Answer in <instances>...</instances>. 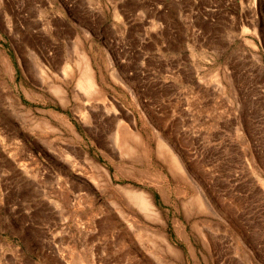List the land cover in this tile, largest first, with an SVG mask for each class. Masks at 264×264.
I'll list each match as a JSON object with an SVG mask.
<instances>
[{"label": "rangeland", "instance_id": "374dc122", "mask_svg": "<svg viewBox=\"0 0 264 264\" xmlns=\"http://www.w3.org/2000/svg\"><path fill=\"white\" fill-rule=\"evenodd\" d=\"M3 57L53 85L68 119L35 122L45 106L28 101L57 187L45 247L69 231L87 239L72 264H264V0H0Z\"/></svg>", "mask_w": 264, "mask_h": 264}, {"label": "crops", "instance_id": "0c3cea01", "mask_svg": "<svg viewBox=\"0 0 264 264\" xmlns=\"http://www.w3.org/2000/svg\"><path fill=\"white\" fill-rule=\"evenodd\" d=\"M0 60V264H5L1 261L5 258L38 257L53 258L56 264H72L71 257L77 254L78 245L83 248L79 252L87 258V239L77 245L68 231L67 237H62L60 248L44 245L57 231L59 220L53 217L52 208L44 206L43 195L55 193L57 187L44 186V177L53 174L45 170L43 156L30 147L28 101L36 99L46 107H36L39 116H35V122L43 124L45 119L56 124L66 123L67 116L58 105L53 85L43 89L40 85L45 82L43 78L12 77L9 62L5 57ZM13 82H18V89L14 84V93ZM13 97L18 99L14 106ZM75 174L68 172L65 177ZM62 189L68 194L87 193V187L66 185ZM85 224L87 229V221ZM73 249L76 251L71 252Z\"/></svg>", "mask_w": 264, "mask_h": 264}, {"label": "bare ground", "instance_id": "6f19581e", "mask_svg": "<svg viewBox=\"0 0 264 264\" xmlns=\"http://www.w3.org/2000/svg\"><path fill=\"white\" fill-rule=\"evenodd\" d=\"M82 66V65H81ZM67 67H70V66H67ZM83 68H84V70H83ZM82 68V74H81V76H80V78L77 80V83H76V87L78 86L80 89H81V91H83V93H84V91L86 92V93H88V92H93L92 90H95V88H94V83H93V80H92V78H91V75H90V72L88 71V67H83ZM66 70H67V68H63V72H62V76H65V73H66ZM78 89V88H77ZM79 90V89H78ZM85 94V93H84ZM88 95V94H87ZM142 192V191H141ZM133 193V195L137 198V203L142 207V208H145V209H150L151 210V208H150V202H148L147 203V201L149 200V198L147 199V198H144V196H143V194H140V192H138V191H133L132 192ZM145 199H147V201L145 200ZM137 203H135V204H137ZM149 204V205H148ZM137 206V205H136ZM141 207H139V208H141ZM151 207H153V206H151ZM149 211V210H148ZM153 211V210H152ZM146 212V211H145ZM147 213V212H146ZM148 214V213H147ZM152 215V214H151Z\"/></svg>", "mask_w": 264, "mask_h": 264}]
</instances>
